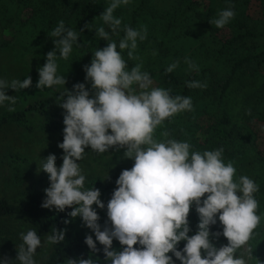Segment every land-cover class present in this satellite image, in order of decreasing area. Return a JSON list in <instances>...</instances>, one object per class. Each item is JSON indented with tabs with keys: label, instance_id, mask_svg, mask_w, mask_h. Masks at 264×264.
I'll use <instances>...</instances> for the list:
<instances>
[{
	"label": "clouds",
	"instance_id": "obj_1",
	"mask_svg": "<svg viewBox=\"0 0 264 264\" xmlns=\"http://www.w3.org/2000/svg\"><path fill=\"white\" fill-rule=\"evenodd\" d=\"M131 2L108 0L99 18L112 34L118 35L122 24V18L114 15L115 10ZM235 15L233 7H229L221 10L210 23L223 28ZM122 30L124 36L117 42L105 27L96 29V36L108 41V45L97 49L91 64L84 66L85 79L91 83L92 91L85 83H77L73 85L74 91L65 88L59 97L66 125L63 142L58 144L63 149V163L57 167V156L50 154L39 164L50 180L41 206L60 212L72 208L68 216L81 217L94 232L95 239L92 235L86 236V245L95 253L100 251L97 241L104 246L105 264H176L170 252L181 264H248L243 254L237 255V250L261 222L254 196L259 185L248 176L234 179L236 168L231 161L225 163L222 147L191 151L192 146L186 141L154 138L158 126L178 113L191 111L193 101L190 96L171 95L169 89L153 87V79L142 70V63L129 69L123 53L127 50L129 59H139L138 41L147 38V28L125 25ZM81 31L66 27L63 20L57 23L49 35L55 48L47 53L46 63L38 68L37 88L65 87L67 80L58 74V59L70 57L74 46H79ZM184 62L190 71H199V66L189 57ZM179 63L172 62L166 72L172 73ZM32 83L31 76L23 81L0 79V106L6 101L15 104V98L6 94L7 89H27ZM187 87L206 88L207 85L189 81ZM8 111L15 108L9 106ZM89 147L98 153L126 148L124 157L134 160L132 168L123 170L116 180L117 188L107 203L111 227L103 230L98 223L97 209L93 207L105 208L101 191L85 188L86 177L78 163ZM193 205L200 222L196 233L189 235L188 217ZM217 215L223 226L222 233H213L210 228L217 224ZM65 235L66 229H56L47 236L46 243H59ZM220 235L227 238L228 244L217 247L212 237ZM20 238L17 257L13 260L0 256V264H37L35 255L44 243L41 236L29 229L21 232ZM114 240L119 241L121 250L113 249ZM181 241L186 244L178 250ZM137 244L139 248L134 247ZM68 264H97V261L89 256L69 259Z\"/></svg>",
	"mask_w": 264,
	"mask_h": 264
},
{
	"label": "trees",
	"instance_id": "obj_2",
	"mask_svg": "<svg viewBox=\"0 0 264 264\" xmlns=\"http://www.w3.org/2000/svg\"><path fill=\"white\" fill-rule=\"evenodd\" d=\"M260 1L262 15L253 17L248 12L250 0H132L114 12L116 17L122 18L117 35L112 34L99 18L108 6V0H0V52L11 45L17 49L21 60H29L35 67L43 66L47 53L55 48L49 35L60 20L66 27L82 30L79 46H74L70 57L58 59V74L67 80L65 87H52L58 98L42 97L15 111L0 114V129L16 125L28 131L57 132L64 123L65 110L59 105V97L65 88L74 91L73 85L85 83L92 91L91 83L85 79L84 66L91 64L97 49L108 45V41L96 36V29L105 27L112 40L119 42L124 36L125 25L134 29L144 26L147 38L138 41L136 55L139 59H129L127 50L123 53L128 68L142 63V70L150 73L153 79V87L169 89L171 95L190 96L193 101L191 111L178 113L158 126L154 138L186 141L192 146L191 151L222 147L225 163L231 161L236 168L234 179L248 176L259 185L254 196L259 204L257 214L262 217L257 229L262 232L259 244L264 260V150L256 129L257 124H264V0ZM229 7H233L236 15L227 25L217 28L210 23L221 10ZM7 30L10 35L6 34ZM185 57L194 61L199 71H190ZM177 60L179 67L167 73L166 68ZM189 81H200L207 87L188 88ZM8 157L12 180L21 184L30 174L28 160L19 154ZM93 187L101 191L105 208L93 207L98 213L107 212V203L117 188L116 181L108 182L98 176L85 184V188ZM45 198L39 188L32 189L23 204L2 198L0 217L26 216L41 239L56 229H66L65 239L53 244L52 252L43 264H68L69 259H87L89 256L97 264H105L104 246L97 241L100 251L95 253L86 245V236L92 235L95 239V235L82 218L68 216L72 208H66L64 212L43 208ZM218 215L217 224L210 226L213 233L223 231ZM188 219L189 235H193L200 222L195 205ZM65 220L70 223L65 224ZM214 237L212 242L217 247L224 246ZM219 238L228 241L223 235ZM185 244L186 241H181L178 250ZM113 249H122L118 240L113 241ZM169 255L176 264H181L173 253Z\"/></svg>",
	"mask_w": 264,
	"mask_h": 264
},
{
	"label": "rangeland",
	"instance_id": "obj_3",
	"mask_svg": "<svg viewBox=\"0 0 264 264\" xmlns=\"http://www.w3.org/2000/svg\"><path fill=\"white\" fill-rule=\"evenodd\" d=\"M248 5V12L253 17L262 15L263 6L260 0H250ZM7 33L10 35L9 30L6 31ZM38 68L29 60H21L17 49L11 45L1 50L0 79L9 82L14 79L23 81L31 76L33 83L27 89L18 91L7 89L6 94L15 98V104L10 105L6 101L4 106H0V114L7 112L9 106L18 109L42 97L58 98L59 95L54 88L40 90L36 87L39 79ZM65 127L66 125L63 123L57 132L41 129L28 131L16 125H6L0 129V200L6 198L12 203L23 204L32 189L39 188L45 193V189L50 186L49 174L42 171L39 164L50 154H55L57 156V167L62 165L64 153L63 149L58 147V144L63 142ZM256 129L259 134V143L264 150V124H257ZM85 151L84 158L78 161L82 173L86 177L85 184L98 176L103 177L108 182H114L123 170L131 169L134 164L133 159L124 157L126 148L119 150L113 148L105 153H98L92 151L89 147ZM10 154H19L25 156L28 160L30 174L24 177L21 184H15L12 180L8 157ZM98 215V223L102 226V230L104 227L110 228L111 222L107 217V212H101ZM29 229H32V226L26 216L0 217V256H6L14 260L18 255L17 247L22 243L20 233ZM47 236L42 238L43 247L37 249L35 255L37 264H43L52 252L53 244L46 243ZM214 238L224 245L228 244V241L222 238ZM261 238V230L254 229L250 239L237 250V255L243 254L248 260V264H264V260L260 255L259 242Z\"/></svg>",
	"mask_w": 264,
	"mask_h": 264
}]
</instances>
